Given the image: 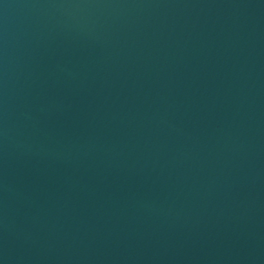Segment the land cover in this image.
Instances as JSON below:
<instances>
[{"label": "water", "instance_id": "1", "mask_svg": "<svg viewBox=\"0 0 264 264\" xmlns=\"http://www.w3.org/2000/svg\"><path fill=\"white\" fill-rule=\"evenodd\" d=\"M0 264H264V0H0Z\"/></svg>", "mask_w": 264, "mask_h": 264}]
</instances>
